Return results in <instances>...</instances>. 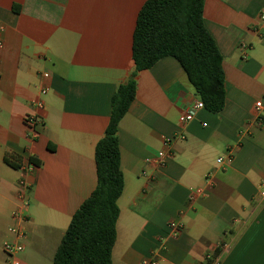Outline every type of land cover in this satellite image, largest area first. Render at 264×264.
Returning a JSON list of instances; mask_svg holds the SVG:
<instances>
[{
  "label": "crops",
  "instance_id": "1",
  "mask_svg": "<svg viewBox=\"0 0 264 264\" xmlns=\"http://www.w3.org/2000/svg\"><path fill=\"white\" fill-rule=\"evenodd\" d=\"M146 1L0 0V264H11L5 243L24 245L21 264H53L95 191L96 146L113 95L135 69ZM263 17L264 0H205V26L223 57L220 113L194 110L180 122L201 100L175 58L137 75L118 130L125 184L113 264H264ZM38 100L44 125L34 136L27 118L39 114ZM165 140L170 157L159 166ZM21 179L29 186L24 239L9 231Z\"/></svg>",
  "mask_w": 264,
  "mask_h": 264
},
{
  "label": "trees",
  "instance_id": "2",
  "mask_svg": "<svg viewBox=\"0 0 264 264\" xmlns=\"http://www.w3.org/2000/svg\"><path fill=\"white\" fill-rule=\"evenodd\" d=\"M205 0H147L133 35L134 71L112 98L110 121L95 150L97 187L74 214L53 264H113L117 240L118 200L124 190L119 124L137 92V75L157 62L175 58L205 110L225 107L223 57L204 22ZM30 162L38 166V162ZM220 253L217 250L215 256ZM209 264V263H206Z\"/></svg>",
  "mask_w": 264,
  "mask_h": 264
},
{
  "label": "built area",
  "instance_id": "3",
  "mask_svg": "<svg viewBox=\"0 0 264 264\" xmlns=\"http://www.w3.org/2000/svg\"><path fill=\"white\" fill-rule=\"evenodd\" d=\"M264 19V17H263ZM2 45L0 44V47ZM42 94L45 93L44 90L41 91ZM44 102L42 100H38L36 102V109L39 111V114H33L27 118V121L29 123V126L34 133V136L39 135L38 129L44 125V119L43 116L40 115L41 112L44 111ZM205 109V106L202 101H198L195 106L193 107V110L190 111L189 113L185 114L184 116L180 117V122L187 123L190 122L194 119V110H201ZM263 109V102L259 101L256 104V111L259 114L261 110ZM169 146H170V141L165 140L163 142V150L159 152V154L156 156L154 159V162L159 165L163 166L166 162V160L170 157L169 154ZM218 163H221V160H218ZM29 186L25 183L24 179H21L17 188V197L20 202V208L14 212L12 219L14 221V225L9 229L10 233L15 235L18 239H24L26 236V231L24 228V225L28 221V217L25 214L26 210L29 207ZM203 191L198 189L195 191V193L192 194L191 200L197 197L198 195H202ZM262 196H264V184L261 190ZM170 228L172 230H177L178 228H181V225H178L177 223H171ZM25 250V247L21 243H5L3 246V252L4 254L11 259V264H21L18 256ZM209 258V257H207ZM203 264V263H200Z\"/></svg>",
  "mask_w": 264,
  "mask_h": 264
}]
</instances>
